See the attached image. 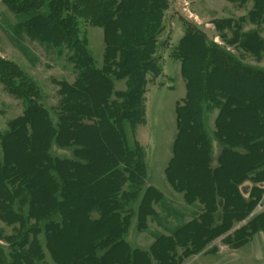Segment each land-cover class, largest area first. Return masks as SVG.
Returning a JSON list of instances; mask_svg holds the SVG:
<instances>
[{
  "label": "trees",
  "instance_id": "1",
  "mask_svg": "<svg viewBox=\"0 0 264 264\" xmlns=\"http://www.w3.org/2000/svg\"><path fill=\"white\" fill-rule=\"evenodd\" d=\"M239 1L244 4L248 0ZM251 1L253 7L246 19L260 26L264 24V0ZM4 2L16 15L27 17L21 23L29 36L53 51L66 50L77 75L72 82L57 83L59 99L53 110L58 120L54 123L50 109L40 102L33 79L16 63L0 58V81L7 91L24 99L22 114L9 121L8 130L0 132V221L13 229L10 234L0 230V264H181L218 238L239 248L264 230V210L257 211L264 200V91L258 85L263 84L264 90V67L246 63L210 43L199 29H187L183 34L176 55L185 96L175 104L176 134L164 172L173 190L183 194L184 203L198 204L200 211L173 228L161 225L162 232L153 233L147 249L133 248L125 239L133 215L136 213L138 229L146 231L147 221H158L163 216L161 209L168 205L162 191L146 184L145 150L128 134L129 129L147 122L145 93L148 78L161 73L156 55L168 1ZM139 6L144 10L139 12L143 18L137 25L128 17ZM66 11H71L72 17H67ZM77 18L102 26V67L95 64L80 37L74 24ZM231 23L226 21L228 28ZM234 25L232 42L239 39L244 50L262 58L264 37L260 32L240 34V23ZM198 49L197 77L188 69L187 56ZM219 72L233 75L240 84L252 81L257 90L240 94L217 87L210 82ZM121 79L126 87L116 90L115 81ZM241 108L254 110L256 125ZM211 109L217 111L212 130L205 123ZM38 119L46 123L48 138L36 148L37 131L42 128ZM234 120L245 125L243 132L239 131L241 136L233 134ZM187 130L196 131L194 144L204 152L201 163L208 190L202 180L198 185L188 181L176 167ZM20 137L27 147L22 159L9 142ZM53 143L73 148L72 155H53ZM97 143L105 148H96ZM228 155L244 163L223 184L218 174L227 165ZM80 221L85 225L82 229ZM67 233L81 239L78 253L69 257L58 242ZM41 235L52 263L46 261Z\"/></svg>",
  "mask_w": 264,
  "mask_h": 264
},
{
  "label": "rangeland",
  "instance_id": "2",
  "mask_svg": "<svg viewBox=\"0 0 264 264\" xmlns=\"http://www.w3.org/2000/svg\"><path fill=\"white\" fill-rule=\"evenodd\" d=\"M167 1L168 8L164 12L163 26L158 36L159 44L156 55L158 63L161 66V73L156 78L151 76L148 78L150 82L147 85V91L145 93L147 122L144 125L137 126L133 130L129 129L128 134L131 141L134 139L139 141L145 150L148 169L147 185H153L160 189L168 199L175 203L173 206L187 215L191 212V209L193 210L194 208L187 207L184 204L181 197L182 194L176 193L164 176V169L171 158L172 143L176 134L174 121L175 103L177 100H180L181 97L185 96V81L181 76V63L176 55L179 41L187 29L196 28L206 33L210 43L226 48L235 54L237 58L240 60L242 59V61L246 63L264 67V56L257 59L239 45V39L233 42L231 40V38L234 37L235 22H239L241 25L239 28L240 34L249 30H257L262 37H264V24L258 26L246 19L253 7L251 0H248L244 4L239 0ZM142 10H144V7L139 6L128 18L138 25L139 20L143 18V15L139 14ZM64 14L67 17H72L71 11H66ZM26 18L27 17L24 15H16L15 11L12 10L4 0H0V58L16 63L30 79H33L39 89L40 102L50 109L53 122L57 123L58 115L53 110V108L57 106L59 99V95L57 94L59 87L57 83L63 80L70 82L74 81L77 72L73 64L69 62L66 50L58 52L53 51L49 45L33 39L24 31L22 27L23 23L21 22H24ZM77 19L78 22H74V24L77 26L76 28H79L80 37L85 39V43L87 44L90 54L93 56L95 64L101 66L104 47L101 30L102 26L92 24L90 21L85 22V20L81 18ZM226 21L233 22L230 28L227 27ZM237 27L239 26L237 25ZM136 28H138V26H136ZM187 59L188 69H191L198 77L199 70H196L195 67L201 61L200 49L188 54ZM190 60H193L194 63ZM115 82L116 90H122L126 86L125 79L116 80ZM210 83H214L217 87L233 89L240 94L244 93L246 90H249V92L257 90V88L253 86L252 81H246L240 84L236 82L233 75H226L222 72L215 75ZM258 85L260 86V91L263 92V84L260 83ZM248 96L249 95L246 93V97ZM23 110L24 99L16 97L14 94L7 91L4 84L0 81V132L3 133L8 130L9 121L21 115ZM240 111L248 112L249 116H251L249 117V119L252 120L250 121L251 124L253 123L256 125L254 110L241 108ZM216 112L215 109L206 112L205 123L208 129L212 130L214 127ZM237 112L238 111H236V113ZM236 113L233 114V117ZM37 124L42 128L37 131V136L35 138L36 148L48 138L46 123L42 119H38ZM244 126L243 124L236 123L234 120L232 126L233 134L241 136L242 134L240 135V132H243ZM195 137L196 131L187 130L184 135V140L182 144H180L182 145V149L176 167L179 166L180 171L183 172L184 177L188 179V181H194L198 185L197 181L202 180L205 184L204 188L208 190L209 184L206 180V174L203 172V163H201L204 158V152L199 150L194 144ZM94 139L96 140V138ZM9 142L12 148H15V150L17 149L19 154L18 158L22 159V155L27 148L25 139L22 137L19 139L11 138ZM96 145V148H105L103 145L99 147L98 143ZM215 146L214 152L217 154L218 148H215ZM51 148L53 155L60 157H69L72 155L73 148H61L54 143ZM242 163L244 162L233 160L228 155L226 158L227 165L218 174L223 184L226 183V177L231 175L232 171L239 169ZM199 164H201V166ZM229 164L232 169L229 167ZM194 205L199 206L198 204ZM134 206L137 207V203ZM172 210L174 209L165 204L161 209V212L164 213L163 216L160 217L158 221L153 219L150 221L148 220L146 231L138 229V220L135 213L132 217L125 239H127L132 246H148L149 243L153 241V233L162 232L160 227L161 225L164 226L165 222L167 226H175L176 221L174 222L169 216L168 218L166 217V213L169 211L171 214ZM260 210H264V200L258 206L257 211L260 212ZM252 216L253 214H251L249 218ZM183 220H187V218L184 216L182 217V221ZM80 222L82 229L85 225L82 221ZM241 224L242 223L239 225ZM1 229L5 234H10L13 230L12 226H7L0 221V230ZM262 232H264V230L253 234L249 242L239 247L241 249L231 248L229 246L226 249H221L226 255L225 259L230 258L229 261L226 262L222 257H215L214 262H210V264H220L222 261H224V264H264V233ZM184 234L188 235V232H184ZM40 240L45 249L44 252L47 256L46 261L52 263L49 252L45 248L44 237L42 235L40 236ZM217 240L218 239L209 243L206 248L202 249V252L185 258L181 264H198L199 261L205 258V253H212L218 250L216 247ZM58 242L64 245L63 250L66 257H69L72 253H78L81 245V239L74 233L64 234L62 239H58ZM224 245L227 244L224 243ZM218 251H220V249ZM199 255L201 256L198 259L197 256Z\"/></svg>",
  "mask_w": 264,
  "mask_h": 264
},
{
  "label": "crops",
  "instance_id": "3",
  "mask_svg": "<svg viewBox=\"0 0 264 264\" xmlns=\"http://www.w3.org/2000/svg\"><path fill=\"white\" fill-rule=\"evenodd\" d=\"M102 30V37H103V43H104V47H103V53H102V61H103V54H104V49H105V42H104V33H103V29H101ZM102 65H103V62H102ZM102 65L101 66H98V67H102ZM116 83V82H115ZM126 87V86H125ZM125 89V88H124ZM123 90V89H122ZM184 97V96H183ZM183 97H181V99L183 98ZM180 99V100H181ZM177 101H179V100H177ZM177 101H176V103H177ZM175 103V104H176ZM174 121H175V116H174ZM175 129H176V126H175ZM213 129H214V127H213ZM173 144V143H172ZM215 148H217V146H215ZM166 168V167H165ZM165 170V169H164ZM164 176H165V172H164ZM166 178V177H165ZM146 181H147V179H146ZM166 181H167V179H166ZM168 182V181H167ZM147 184V183H146ZM168 184H169V182H168ZM170 185V184H169ZM171 186V185H170ZM173 189V188H172ZM160 190V189H159ZM161 191V190H160ZM176 192V191H175ZM176 193H178V192H176ZM180 194H182V193H180ZM165 195V194H164ZM181 197H182V199H183V194L181 195ZM166 199H167V201H168V205L172 208V209H174V210H172V212H171V214L169 213V211H168V213H166V217L168 218V216H169V218H171V219H173V221L175 222L176 221V224H175V226L179 223V222H181L182 221V217H186L187 218V220L190 218V216H192V215H194V214H198V212L200 211V207L199 206H195V205H186L185 203V205L187 206V207H191V208H194L193 210L191 209V212H189L187 215H186V213H182L181 212V210H178L177 209V207H175V206H173L175 203L172 201V200H170V199H168L167 197H166ZM183 202H184V199H183ZM185 206V207H186ZM162 214H164L163 212H161ZM185 214V215H184ZM218 217H219V215H218ZM178 220H181V221H178ZM165 225H166V222H165ZM167 227H170V228H173L174 226H167ZM162 228V227H161ZM160 228V229H161ZM162 230V229H161ZM262 233H264V232H262ZM126 236V235H125ZM153 238V237H152ZM126 241L131 245V243L126 239ZM151 243V242H150ZM150 243H149V245H150ZM149 245L147 246V245H144V246H132L133 248H141V249H147L148 247H149ZM217 249L219 250L220 249V251H216V252H209V253H205V255H204V259L203 260H201V261H199L198 262V264H210V262L212 263V262H214V260H215V257H222L226 262L227 261H229L230 260V258H226L225 259V257H226V255H225V253L223 252V251H221V249H226V248H228V245H224V243L222 242V238H218V240H217ZM238 249H241V248H238ZM221 255H224V256H221ZM200 256L201 255H199V256H197V258L199 259L200 258ZM230 256V255H229ZM197 259V260H198ZM224 261H222V263H220V264H224L223 263ZM215 264H219V263H215ZM226 264V263H225Z\"/></svg>",
  "mask_w": 264,
  "mask_h": 264
},
{
  "label": "bare ground",
  "instance_id": "4",
  "mask_svg": "<svg viewBox=\"0 0 264 264\" xmlns=\"http://www.w3.org/2000/svg\"><path fill=\"white\" fill-rule=\"evenodd\" d=\"M241 116H243V115H241ZM242 118H243V117H242ZM231 140H232V139H231ZM229 165H230V164H229ZM247 165H249V167H250L251 164H247ZM242 166H243V165H242ZM245 167H247V166H245ZM245 167H244V168H245ZM249 167H247V168H249ZM252 168H254V167H252ZM255 168H256V167H255ZM230 171H231V170H230ZM234 173H235V172H233V174H234ZM236 175H237V174H236ZM207 177H208V176H207ZM93 234H94V233H93ZM62 258H63V257H62Z\"/></svg>",
  "mask_w": 264,
  "mask_h": 264
}]
</instances>
